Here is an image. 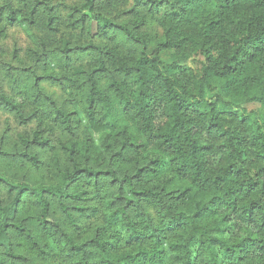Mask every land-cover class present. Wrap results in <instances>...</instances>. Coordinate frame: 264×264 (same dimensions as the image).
I'll return each mask as SVG.
<instances>
[{"label": "clouds", "instance_id": "clouds-1", "mask_svg": "<svg viewBox=\"0 0 264 264\" xmlns=\"http://www.w3.org/2000/svg\"><path fill=\"white\" fill-rule=\"evenodd\" d=\"M0 264H264V0H0Z\"/></svg>", "mask_w": 264, "mask_h": 264}]
</instances>
